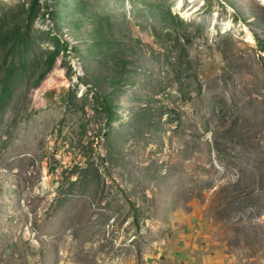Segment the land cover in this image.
Instances as JSON below:
<instances>
[{
    "label": "rangeland",
    "instance_id": "obj_1",
    "mask_svg": "<svg viewBox=\"0 0 264 264\" xmlns=\"http://www.w3.org/2000/svg\"><path fill=\"white\" fill-rule=\"evenodd\" d=\"M260 46L262 0H0V264H264Z\"/></svg>",
    "mask_w": 264,
    "mask_h": 264
},
{
    "label": "trees",
    "instance_id": "obj_2",
    "mask_svg": "<svg viewBox=\"0 0 264 264\" xmlns=\"http://www.w3.org/2000/svg\"><path fill=\"white\" fill-rule=\"evenodd\" d=\"M176 42L178 44V43H180V40L179 39H176ZM259 48H260V51L264 52V47L263 46H260Z\"/></svg>",
    "mask_w": 264,
    "mask_h": 264
},
{
    "label": "bare ground",
    "instance_id": "obj_3",
    "mask_svg": "<svg viewBox=\"0 0 264 264\" xmlns=\"http://www.w3.org/2000/svg\"><path fill=\"white\" fill-rule=\"evenodd\" d=\"M264 2V0H262Z\"/></svg>",
    "mask_w": 264,
    "mask_h": 264
}]
</instances>
